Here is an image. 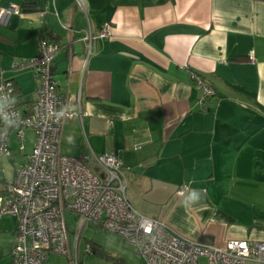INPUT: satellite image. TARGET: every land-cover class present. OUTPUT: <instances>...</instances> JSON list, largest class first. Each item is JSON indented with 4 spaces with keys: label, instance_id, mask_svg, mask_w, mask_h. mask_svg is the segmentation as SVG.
<instances>
[{
    "label": "crops",
    "instance_id": "1",
    "mask_svg": "<svg viewBox=\"0 0 264 264\" xmlns=\"http://www.w3.org/2000/svg\"><path fill=\"white\" fill-rule=\"evenodd\" d=\"M0 5L19 8L0 26V70L24 110L40 84L33 70L13 71V59L34 58L43 38L59 46L54 79L83 113L65 124L62 155H114L132 207L185 239L217 248L264 242V1ZM105 26L111 37L97 38L88 50V28L95 35ZM193 77L214 93L203 104ZM33 142L27 131L20 151L11 135L12 156L0 158V193ZM16 228L14 217L0 219V264H12Z\"/></svg>",
    "mask_w": 264,
    "mask_h": 264
},
{
    "label": "built area",
    "instance_id": "2",
    "mask_svg": "<svg viewBox=\"0 0 264 264\" xmlns=\"http://www.w3.org/2000/svg\"><path fill=\"white\" fill-rule=\"evenodd\" d=\"M13 15H19L17 6L0 5V26L5 27ZM109 37L106 26L95 35L88 28L83 41L90 50L97 38ZM58 51V45L43 38L34 58L13 59V71L33 70L40 84L37 99L27 110L18 105L14 83L2 79L0 70V158L12 156L11 135L20 151L26 132L34 135L31 154L15 168L13 180L0 193V219L17 220L11 263L50 264L47 253H56L78 264L71 259L65 220V213L73 212L82 216V224L90 221L116 234L144 264H264V242L230 241L217 248L185 239L165 223L140 214L126 197V173L114 155L91 154L79 160L60 153L65 124L83 113L54 79ZM67 53L70 57L69 49ZM193 79L203 90V104L214 93ZM187 190L182 186L179 193Z\"/></svg>",
    "mask_w": 264,
    "mask_h": 264
},
{
    "label": "rangeland",
    "instance_id": "3",
    "mask_svg": "<svg viewBox=\"0 0 264 264\" xmlns=\"http://www.w3.org/2000/svg\"><path fill=\"white\" fill-rule=\"evenodd\" d=\"M65 220L71 259L78 264H144L137 252L116 234L90 221L82 224V216L73 212L65 213ZM47 262L70 264L68 258L56 253H47Z\"/></svg>",
    "mask_w": 264,
    "mask_h": 264
},
{
    "label": "trees",
    "instance_id": "4",
    "mask_svg": "<svg viewBox=\"0 0 264 264\" xmlns=\"http://www.w3.org/2000/svg\"><path fill=\"white\" fill-rule=\"evenodd\" d=\"M255 1H264V0H255ZM45 39H47V38H45ZM211 98V97H210Z\"/></svg>",
    "mask_w": 264,
    "mask_h": 264
},
{
    "label": "clouds",
    "instance_id": "5",
    "mask_svg": "<svg viewBox=\"0 0 264 264\" xmlns=\"http://www.w3.org/2000/svg\"><path fill=\"white\" fill-rule=\"evenodd\" d=\"M195 195V194H194Z\"/></svg>",
    "mask_w": 264,
    "mask_h": 264
}]
</instances>
